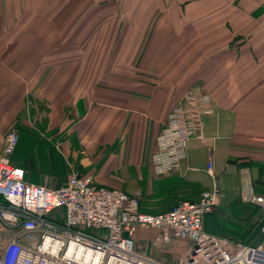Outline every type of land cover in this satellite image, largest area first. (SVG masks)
<instances>
[{"label":"crops","instance_id":"1","mask_svg":"<svg viewBox=\"0 0 264 264\" xmlns=\"http://www.w3.org/2000/svg\"><path fill=\"white\" fill-rule=\"evenodd\" d=\"M190 89L212 98L206 140L157 174L156 137ZM11 128L30 182L90 174L171 209L177 172L219 189L206 231L257 244L264 210L243 189L264 195V0H0V152Z\"/></svg>","mask_w":264,"mask_h":264},{"label":"built area","instance_id":"2","mask_svg":"<svg viewBox=\"0 0 264 264\" xmlns=\"http://www.w3.org/2000/svg\"><path fill=\"white\" fill-rule=\"evenodd\" d=\"M211 101L209 93L190 89L171 110L152 155L157 174L178 167L192 140H206L204 115L213 112ZM19 139L18 130L10 129L0 152V221L12 231L0 264H165L136 250L139 230H154L159 241H187L191 249L196 244L184 264H264V213L255 245L233 249L205 230L204 218L218 203L217 189L148 213L140 208L138 192L98 185L92 175L73 173L58 188L28 181L12 162ZM208 172L213 175L212 162ZM243 195L264 210V195L251 184L244 185Z\"/></svg>","mask_w":264,"mask_h":264},{"label":"trees","instance_id":"3","mask_svg":"<svg viewBox=\"0 0 264 264\" xmlns=\"http://www.w3.org/2000/svg\"><path fill=\"white\" fill-rule=\"evenodd\" d=\"M174 106L172 107V109L174 108ZM162 128H163V126H162ZM11 129H14V128H11ZM31 148L32 147L30 145H28L27 143L23 142L22 139H21V137H20L19 142H18V145H17V148H16L14 154L12 155V162L15 165H18V166L24 168L25 164H24L23 160H25L26 157H28V155L31 154V152H32V149ZM31 172H33V171L31 170ZM80 175L87 176V175H90V174H80ZM25 176H26V179L29 181V178H28V175H27V171L26 170H25ZM68 178H67V180H68ZM166 179L169 180L168 182L170 183V188H171V191H172V193H171L172 195H175V194L177 195V192L178 191L177 192H174L175 189L177 188L175 186V184L178 185L179 182H181L183 184V187L185 189V192L184 193L181 192L180 194L177 195V197H176L177 200H176L175 204L179 200H184V199H188V200H198L199 199L200 193L202 192V189H203L200 186L199 183H195L194 181H190L189 178L186 179V182H184V180L181 177H179V175H178L177 172L171 173L170 176H168ZM67 180H66V182H67ZM95 182L98 185L110 187V186H107V185L98 183L96 181V179H95ZM65 183H63V184H65ZM39 184H43V185H46V186L50 187L47 183H42L41 182ZM60 186L51 187V188H58ZM110 188H116V187H110ZM127 193L134 194V193H130V192H127ZM139 199H140V208H141L142 211H145V212H148V213H159V212H163V211L169 210L167 208H162L161 204L158 206L156 203H152L150 201V192L149 193L148 192H145V193L144 192H140L139 193ZM0 201H3V198L1 196H0ZM59 211L63 212V208L59 209ZM54 214H56V213H53L50 216L53 217ZM261 224H262V222H261ZM260 227H261V225L259 226V230L261 231ZM139 231L137 232V235L136 236H138ZM258 239L259 240L261 239V234L258 236Z\"/></svg>","mask_w":264,"mask_h":264},{"label":"rangeland","instance_id":"4","mask_svg":"<svg viewBox=\"0 0 264 264\" xmlns=\"http://www.w3.org/2000/svg\"><path fill=\"white\" fill-rule=\"evenodd\" d=\"M146 191L149 193L150 188H147ZM156 234L157 232L154 230H143L137 239L136 250L165 264H184L189 246L187 241L177 239L171 240V242L159 241L156 240ZM11 236L12 231L6 229L0 221V248L9 241ZM153 236L155 239L152 238Z\"/></svg>","mask_w":264,"mask_h":264},{"label":"water","instance_id":"5","mask_svg":"<svg viewBox=\"0 0 264 264\" xmlns=\"http://www.w3.org/2000/svg\"><path fill=\"white\" fill-rule=\"evenodd\" d=\"M197 247H198V246H197L196 244L192 247V249L190 250V253H189V256H190V257H192V255H194L195 250H196Z\"/></svg>","mask_w":264,"mask_h":264}]
</instances>
